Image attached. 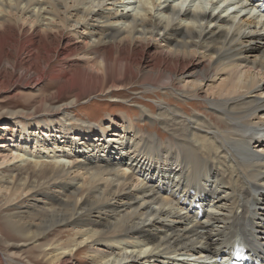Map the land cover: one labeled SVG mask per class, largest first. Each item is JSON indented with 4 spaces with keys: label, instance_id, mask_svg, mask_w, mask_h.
<instances>
[{
    "label": "bare ground",
    "instance_id": "bare-ground-1",
    "mask_svg": "<svg viewBox=\"0 0 264 264\" xmlns=\"http://www.w3.org/2000/svg\"><path fill=\"white\" fill-rule=\"evenodd\" d=\"M249 2L0 0V89L35 92L0 125L3 242L50 264L96 244L84 264H221L237 244L264 260V21ZM133 81L218 115L141 108L164 140L126 114H72Z\"/></svg>",
    "mask_w": 264,
    "mask_h": 264
},
{
    "label": "rangeland",
    "instance_id": "rangeland-1",
    "mask_svg": "<svg viewBox=\"0 0 264 264\" xmlns=\"http://www.w3.org/2000/svg\"><path fill=\"white\" fill-rule=\"evenodd\" d=\"M121 8L122 7H120V9ZM217 10L219 11V9H216V11ZM259 45L261 46L263 45V43L259 42ZM77 57L80 58L81 55ZM80 65L82 64L80 63ZM53 83L54 81L47 79L40 83L38 88L41 89L44 86L48 87V85H51L54 88ZM53 88L48 89L46 93L51 91ZM34 93V90L31 91V89L29 88H25L19 91V94H13V91H11V89L8 91H2V89H0V111L4 112V115L0 119L1 127L3 126V124H8L9 127L12 126L11 123L13 122V120L9 118L10 114H8L7 112H10L9 109H11V107L16 108L17 111H23V109L20 108V105H23L25 102L32 101L31 96L35 95ZM70 97L71 94L69 96H65L64 98L57 99V101L59 102L63 99H69ZM162 100H165V102H163ZM160 102L169 104L172 107L179 106V108H185L190 114L197 113L207 119H211L212 117L216 119L218 115V113L215 112L206 103V101L199 97L180 99L174 93L160 88L154 90H145L144 86H142L137 81H133L132 83L113 91V93L109 94L108 96L98 94H91L88 96L87 94H85L83 98L80 99V101H77L72 105V108L70 110L72 114L86 121H92L93 124L98 123L101 119L105 120L109 112L113 114V116L126 114V118L128 119V121L136 124L137 128L142 130L144 133H149L152 136H158V132L161 138L164 137V140H167V138L171 137L169 132L164 130L157 121H152L145 118V116L141 114L140 110L141 108H144L146 110H152V112L155 113L157 112V107ZM8 131V134L11 135V129H8ZM2 133L7 134L3 131H0V148H7L8 145L11 144V141H8L7 136ZM199 173H201L200 175L202 176L203 173L200 170ZM4 215L5 211L3 207L1 208L0 206V264H50L48 260L50 256V250L48 249H42V247L36 244H26L22 246L10 244V246H8L3 242L4 237H6L7 239L9 237L11 238V236L14 235L8 228L5 222ZM76 230V228L70 225H66L64 227L62 239L64 240L72 237ZM58 237L59 234L57 231L54 234V238ZM97 249L103 251L104 247L100 246L99 244H96L94 246L88 245L84 249L78 251L75 255H70L67 259L68 262L66 260V262L64 261L62 264L87 263L90 260L87 257L88 254L93 253ZM100 253H104V251Z\"/></svg>",
    "mask_w": 264,
    "mask_h": 264
}]
</instances>
